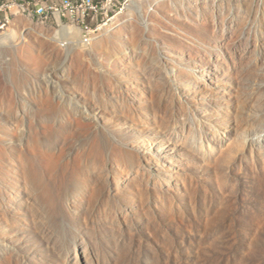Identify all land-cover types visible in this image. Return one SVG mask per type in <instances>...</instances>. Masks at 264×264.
<instances>
[{"label":"rangeland","instance_id":"rangeland-1","mask_svg":"<svg viewBox=\"0 0 264 264\" xmlns=\"http://www.w3.org/2000/svg\"><path fill=\"white\" fill-rule=\"evenodd\" d=\"M66 24L0 29V264H264V0Z\"/></svg>","mask_w":264,"mask_h":264},{"label":"built area","instance_id":"built-area-1","mask_svg":"<svg viewBox=\"0 0 264 264\" xmlns=\"http://www.w3.org/2000/svg\"><path fill=\"white\" fill-rule=\"evenodd\" d=\"M128 0H0V29L20 16L37 19L44 25L78 27L91 42L104 20L123 8Z\"/></svg>","mask_w":264,"mask_h":264},{"label":"bare ground","instance_id":"bare-ground-1","mask_svg":"<svg viewBox=\"0 0 264 264\" xmlns=\"http://www.w3.org/2000/svg\"><path fill=\"white\" fill-rule=\"evenodd\" d=\"M18 17H20V16H18ZM16 18H15V20H16ZM28 19H30V18H28ZM29 24H30L29 21L26 22V25H29ZM61 25H64V24L60 23L59 27ZM56 34L59 35L60 37L61 36L62 37H66V36L69 37V36L75 35V37L83 38L82 37L83 31L80 28L74 30V28H71V27H68V26H63L62 28H60L59 30L56 31ZM14 38L15 39L17 38L15 30H12L11 32H6V33H3V34H0V45L4 44V43H7V42H9L10 40H12Z\"/></svg>","mask_w":264,"mask_h":264}]
</instances>
